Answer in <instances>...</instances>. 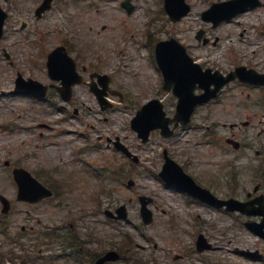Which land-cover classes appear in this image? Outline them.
I'll return each instance as SVG.
<instances>
[{
  "label": "rangeland",
  "instance_id": "obj_1",
  "mask_svg": "<svg viewBox=\"0 0 264 264\" xmlns=\"http://www.w3.org/2000/svg\"><path fill=\"white\" fill-rule=\"evenodd\" d=\"M185 1L191 9L177 22L168 19L160 0H133L129 16L116 5L118 0H91L90 9L84 1L65 4L51 10L46 20L34 22L52 27L54 20H61L62 28L77 27L76 34L33 33L31 25L24 31L12 25L5 28L0 41V192L14 199L9 173L17 164L38 170L41 180L57 181L63 192L37 204L15 202L7 216V232L0 228L4 264H67L64 256L48 258L41 232L55 226H59L58 234L74 235L81 241L67 249L79 250L80 263L91 248H116L125 234L130 238V252L147 264H189L200 257L202 264H264V239L244 226V215L187 198L157 175L166 148L192 177L219 197L245 200L248 193L251 197L264 194V86L230 81L215 98L195 109L190 123L169 137L153 130L142 143L130 127L136 110L150 98H160L167 115L175 111L177 99L162 89L153 58L159 39L176 38L203 68L226 73L244 65L264 73V0L259 7L216 27L200 14L221 0ZM33 2L17 0L15 5L29 11ZM153 15L146 32V22ZM200 29L207 42L196 39ZM63 38L82 49L75 59L83 81L73 87L70 98L62 100L53 87L43 101L10 93L17 72L24 78L59 85L49 79L43 62L45 52ZM93 71L110 76L109 88L121 91L122 99L108 92L112 106L102 109L89 87L94 82L101 88L89 76ZM230 124L236 125L230 128ZM227 136L235 137L242 147L235 150L227 145ZM116 138L138 157L136 164L114 148ZM5 160L10 164L5 165ZM130 178L134 184L128 187ZM138 194L152 198L149 224H143L139 215ZM121 204L126 206V218L109 219L104 211ZM24 225L27 229L22 230ZM199 232L211 243L210 249L196 250ZM247 250L258 251L261 259L241 254ZM114 264L133 262L117 260Z\"/></svg>",
  "mask_w": 264,
  "mask_h": 264
},
{
  "label": "water",
  "instance_id": "obj_2",
  "mask_svg": "<svg viewBox=\"0 0 264 264\" xmlns=\"http://www.w3.org/2000/svg\"><path fill=\"white\" fill-rule=\"evenodd\" d=\"M183 4V8L180 12H173L170 8L171 0H166V9L169 12L171 18L176 20L184 15L189 7L186 5L183 0H178ZM257 0H231L226 3L227 7L223 10L222 15L218 19H212L210 16L206 15L207 12L203 13V17L205 19H211L214 21V24H217L222 19H228L237 12L242 11L248 5L253 6L257 4ZM225 5L224 3L215 4L214 6ZM156 56L159 63L160 68L162 69L164 76V88L168 89L173 85V93L179 97L178 105H177V113L174 119L180 120L182 123H186L189 120L190 114L197 103H202L210 98L218 88L222 85V83L228 81L232 77H228L226 79L220 80L217 84H215V88L211 91L208 90V83H202L201 78L196 76L194 77L192 69L194 67L199 68L198 65L193 64L191 59L186 55L184 48L179 45L174 39H170L165 42H161L158 44L156 48ZM68 62V61H65ZM53 72H57L56 75H60L65 77L67 74V69L69 65L64 63L63 61H56L51 63ZM72 67V65H71ZM243 80H247L250 82H259L264 83V81L249 79L241 77ZM198 81L200 85H204L207 89V93L199 96H194L192 94V90L194 88V83ZM70 84V83H68ZM67 84V85H68ZM150 121L147 128H144L140 121H145L149 118ZM169 118L164 117V112L162 111V105L157 101L153 100L147 105H145L139 112L138 115L133 119V127L138 130L139 135L143 138V140L147 139V135L149 130L160 126L162 128V134L168 135L172 132L167 127V123L169 122ZM177 125V123L175 124ZM166 163L163 166V169L160 175L166 180L167 183L175 185L183 190H186L194 195H198L204 200L210 203H216L217 201L214 197L208 192L201 190L197 187L193 181L183 173L182 169L174 163L172 160L168 159L165 155ZM19 181V180H18ZM20 191L22 181L19 182ZM19 191V194L21 193ZM143 200V197H141ZM219 201V200H218ZM143 200V207H144ZM222 203V201H220ZM222 205V204H221ZM147 221V220H146ZM103 260V259H101Z\"/></svg>",
  "mask_w": 264,
  "mask_h": 264
},
{
  "label": "bare ground",
  "instance_id": "obj_3",
  "mask_svg": "<svg viewBox=\"0 0 264 264\" xmlns=\"http://www.w3.org/2000/svg\"><path fill=\"white\" fill-rule=\"evenodd\" d=\"M217 53H220V50H218ZM148 240L156 243L153 236H148ZM142 248H144V247H142Z\"/></svg>",
  "mask_w": 264,
  "mask_h": 264
}]
</instances>
